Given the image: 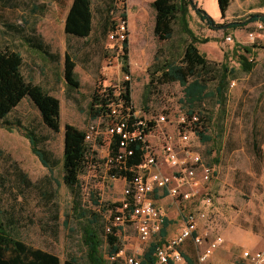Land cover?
I'll use <instances>...</instances> for the list:
<instances>
[{"label":"rangeland","instance_id":"374dc122","mask_svg":"<svg viewBox=\"0 0 264 264\" xmlns=\"http://www.w3.org/2000/svg\"><path fill=\"white\" fill-rule=\"evenodd\" d=\"M146 1L150 0H90L93 29L83 39L64 33L72 0H64L62 5L54 0H0V49L20 53L25 79L60 103V131L56 134L42 123L28 98L7 116L11 130L0 123V215L11 220L17 239L55 255L60 264L70 257L86 264L87 249L82 237L88 223L77 219L74 208L78 204V212L87 211V219L92 213L99 215L96 228L102 240L101 253L107 254L103 220L110 223L113 210L104 213L93 201L102 205L121 203L124 183L108 179L104 165L109 145L105 130L111 119H93L90 105L95 93L117 95L123 82H128L133 113L151 122L147 141L152 152L162 159L163 139L169 141L171 137L172 150L179 159L185 152L192 153L199 156L201 165L211 169L210 181L197 186L201 196L211 197V203L206 205L200 196L197 206L204 209L206 218L199 221L198 230L206 232L208 238L224 239L213 264H238L237 247L238 255L248 250L243 249L245 246L256 247L252 239L241 238L245 233L264 240V27L259 23L244 25L251 16L264 14V0H231L224 17L217 0H195L211 27L222 26L210 29L195 13L189 17L194 35L209 39L197 44L199 52L210 63L224 62L235 73L222 101L210 98L192 109L182 102V89L177 83L153 82L147 89L155 59L157 66L178 61L189 38L175 26L171 40L158 41L153 35L155 13ZM105 22L108 29L110 23L123 26L126 51L110 40L111 30L104 31ZM233 23L241 26L228 28ZM227 37L231 42H226ZM243 47L252 49L255 67L251 73L240 71L236 62L234 50L238 55ZM65 56L75 64L77 89H68L65 83ZM123 56L127 58V75L122 69ZM160 117L164 121L156 124ZM66 124L84 132L94 126L98 132L88 142L96 162L79 176L80 188L76 189L63 183ZM204 130L212 136V142L199 140L197 132ZM28 131L39 140L38 149L55 162L51 170L31 152L24 137ZM181 133L189 137L186 143L180 141ZM161 168L167 175L173 173L166 163ZM197 175L200 178L201 172L197 171ZM163 206L173 207L169 200ZM121 229L117 231L121 262L123 256L146 251L149 244L137 240L132 224H124ZM177 230L173 224L171 235Z\"/></svg>","mask_w":264,"mask_h":264},{"label":"trees","instance_id":"16d2710c","mask_svg":"<svg viewBox=\"0 0 264 264\" xmlns=\"http://www.w3.org/2000/svg\"><path fill=\"white\" fill-rule=\"evenodd\" d=\"M57 4L62 5L64 0H54ZM218 5L224 17L231 0H217ZM151 8L155 13L153 35L158 41H168L173 38L175 26L179 27L182 34L186 35L189 40L186 42L182 56L178 61H167L160 66L155 62L149 70V88L150 83L157 82L158 84L177 83L182 89V102L194 108L196 104H201L207 99L217 98L222 101L226 92V87L229 80L234 78L235 69L228 68L223 62L220 64L210 63L204 55H202L197 44H204L209 39L197 38L189 28V12L193 11L199 20L205 23L210 29L221 28V25L211 27V21L207 16L196 7L195 0H154ZM121 18H125L121 14ZM259 23L264 27V14H256L249 18L244 24ZM242 25V26H244ZM116 24L110 23L109 29L111 32L116 30ZM241 25L238 23L229 24L228 28H237ZM93 29L92 26V10L90 0H72L64 20V33L68 36L77 38H88ZM108 22H105L104 31L108 32ZM123 50L126 51L127 40L122 43ZM236 62L239 65L240 71L251 73L255 63L251 56L252 49L243 47L240 54L237 55V50H234ZM250 57L252 58L250 61ZM122 69L127 75L126 69L127 58L123 56ZM23 59L20 53L11 50L0 49V123L1 127L7 131L11 130V125L6 122L7 116L25 99L28 98L38 110L42 123L52 133L60 131V103L58 99L47 93L39 85L27 81L22 74ZM74 62L65 56L64 61V80L68 89H77L79 84L74 73ZM152 67L153 71H152ZM152 71V72H151ZM155 77V78H154ZM130 89L128 82H123L117 95L107 96L106 93H95L93 101L90 105L91 117L93 119L106 118L110 120L111 114L109 106L116 104L118 100L122 102V113L131 116H125L128 122L133 119L132 106L130 100ZM129 111H126L128 110ZM191 116V114H190ZM141 119V118H140ZM16 127L20 128L17 124ZM151 125H149V128ZM148 130H144L147 133ZM204 132H197V136L202 143H210L213 141L212 136ZM28 140L31 152L35 155L41 164L51 170L55 162H50L46 157V153L38 149L39 140L33 132L28 131L24 134ZM133 150V156L127 161V164L120 169L107 168V177L110 180L122 179L128 182L133 175L134 168L140 164L143 152L138 144L129 147ZM109 156L112 157L118 151V137L111 139L108 146ZM95 152L88 147V142H85V132L77 129L72 125L66 124L63 133V183L70 189L80 188L79 176L83 174L88 165L95 164ZM155 199H159L155 196ZM93 204L102 209L104 213L108 209L113 210L121 207V203L115 204H100L93 201ZM78 204L74 211L77 213V219H86L87 223L83 228V244L87 249L86 264H123L120 258L114 261H109L107 257H113L121 251L117 231L121 227H113L110 223L104 222V232L107 225L110 226L111 232L106 233V241L108 244L107 254L101 253L102 240L99 238L96 225H98L99 215L96 213L90 214L87 219V211L78 212ZM112 215V217H113ZM104 219V218H102ZM112 219V218H111ZM155 246L151 242L145 253L141 256L142 264H153L151 254ZM184 255V252H183ZM184 257H186L184 255ZM187 259V258H186ZM194 262V261H193ZM193 262H190L193 263ZM0 264H60L59 259L46 251L35 249L24 242L20 241L14 235L12 222L8 218H3L0 215ZM63 264H79L74 257L65 260Z\"/></svg>","mask_w":264,"mask_h":264},{"label":"built area","instance_id":"2783aa9c","mask_svg":"<svg viewBox=\"0 0 264 264\" xmlns=\"http://www.w3.org/2000/svg\"><path fill=\"white\" fill-rule=\"evenodd\" d=\"M124 31L123 26H116V30L110 32V40L117 42L119 48L122 47V43L126 39ZM226 42H231V38L227 37ZM251 59L249 60L252 61ZM109 111L112 118L111 123L106 127L105 135L109 144L112 138L118 137V151L112 157L107 155L106 167L115 170L123 168L128 159L133 156V150L129 148L131 145L138 144L143 152L140 164L134 168L130 180L124 183L121 207L115 209L116 214L111 219V225L122 228L124 224H132L138 241L143 244L154 242L155 246L151 254L153 264H190L183 255V246L186 242H191L194 248L195 257L191 264H208L212 254L224 244V239L220 236L209 239L207 233H199L198 220L205 219V213L180 209L179 216L182 224L180 231L166 242L161 243L158 237L164 225L165 215L162 208L157 205L155 196H160L165 192L175 201H188L196 194L191 190L186 191L184 188H196L199 184L210 181L211 169L201 165L199 156L192 153L185 152L183 159H179L177 153L172 150L171 137H168L169 141L164 138V155L162 159H159L152 152V147L147 141L150 121L140 119L132 113L133 119L127 122L124 117L131 115L122 113L120 100L116 104H111ZM163 119L160 117L155 121L156 124L164 121ZM192 119L196 121L195 116ZM144 130H148V132L144 133ZM97 136V129L90 126L85 131V142H90ZM179 139L186 143L189 137L181 133ZM162 163H166L173 173L170 175L163 173ZM197 171L201 172L200 178ZM172 181H175L176 185L172 186ZM201 197L204 204L211 203L210 196L203 194ZM105 231L110 233V226H107ZM203 243H206L204 247H202ZM121 253L120 251L116 256L106 259L114 261L116 258H120ZM144 253L137 250L133 255L123 256V264H142L141 256ZM241 259L246 264H264V247L258 251H243Z\"/></svg>","mask_w":264,"mask_h":264},{"label":"crops","instance_id":"0c3cea01","mask_svg":"<svg viewBox=\"0 0 264 264\" xmlns=\"http://www.w3.org/2000/svg\"><path fill=\"white\" fill-rule=\"evenodd\" d=\"M153 1L150 0V1H146L144 3L150 2V6H151V4H152ZM112 12H113V10H112ZM112 12H111V14H112ZM193 13H194L193 11H190L189 12V17H193L194 16ZM226 14H227V11H226L225 15ZM163 142H164V139H163ZM150 145H151V143H150ZM108 154H109V151H108ZM162 172L165 173L164 170H162ZM113 180H115V179H113ZM119 180H121V181H123V183H125V180H122V179H119ZM171 185L172 186L176 185V182L175 181H172L171 182ZM184 190H186V191L191 190V191L195 192L196 195L195 196H192L188 201H179V200H176L175 201L171 197H168L165 192H163V197H161L162 195L160 194V196H158L159 199H156L157 205H159L162 208V210L164 212V215H165V217H164V225H163V227H162V229H161V231L159 233V237H158V240L161 243L166 242V240L172 238L174 235H176L180 231L181 225H182L181 224V219H180V216H179V210L180 209H183L184 211H192V212H202V211H204L203 208L197 206V204L200 202L199 201L200 200V196H201L200 195V190L197 189V187L196 188L186 187V188H184ZM167 200H169L171 202L172 206H173L170 209L169 208H165L163 206L164 202L167 201ZM200 220H203V222L205 221V219H199L198 220V228H199V225H200L199 224V221ZM173 224H175V225L178 226V230L176 231V233H172V235H171L170 231H171V226H173ZM204 233H206V232H204ZM201 234H203V233H201ZM245 237L252 239L254 241L253 243L255 244L256 247L254 249H250L247 246H245V247H243V249H248L249 251H258V250H261L264 247V240H258L255 237H252L248 233H245L243 235V237H241V238H245ZM209 239H211V238H209ZM205 245H206V243H203L202 244V247H204ZM220 248H218L212 254V256L210 257V259L207 262L208 264H213V259L218 257L217 254H216V252L218 250H220ZM183 252H184V255L186 256L185 259L187 258L186 261L188 263L194 261V257H195V255H194V248H193L191 242H186L184 244V246H183ZM237 258H238V261H237L238 264H246L241 259V255H238V247H237Z\"/></svg>","mask_w":264,"mask_h":264}]
</instances>
